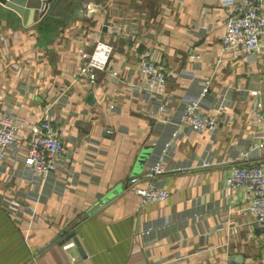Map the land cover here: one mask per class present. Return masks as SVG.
I'll use <instances>...</instances> for the list:
<instances>
[{
	"label": "crops",
	"instance_id": "1",
	"mask_svg": "<svg viewBox=\"0 0 264 264\" xmlns=\"http://www.w3.org/2000/svg\"><path fill=\"white\" fill-rule=\"evenodd\" d=\"M81 1L77 12L78 0H53L43 15L0 2V112L25 122L24 142L0 168V264H264L250 193L225 183L235 164L264 166L255 146L264 131V37L252 54L224 50L231 8L222 0ZM97 39L113 45L109 67L119 76H78L80 53ZM145 49L173 94L172 109L158 115L165 121L149 115L154 104L135 88ZM188 98L223 119L212 131L182 127L166 146ZM46 112L67 155L55 172L33 174L20 158L29 125ZM241 151L249 157L237 158ZM158 159L169 195L140 206L130 178Z\"/></svg>",
	"mask_w": 264,
	"mask_h": 264
},
{
	"label": "built area",
	"instance_id": "2",
	"mask_svg": "<svg viewBox=\"0 0 264 264\" xmlns=\"http://www.w3.org/2000/svg\"><path fill=\"white\" fill-rule=\"evenodd\" d=\"M222 1L231 8L226 17L225 33L221 39L222 48L243 50L251 54L258 51L261 38L264 37V0ZM87 8H91V4H88ZM114 30L122 34L126 32V26L114 25ZM127 30L131 35L137 32L135 26ZM113 52L114 47L110 42L97 39L90 52L80 53L82 63L78 76L94 81L98 70H109L113 77L119 76L118 70L109 67ZM138 71L141 80L135 88L148 102L154 104L149 115L165 121V118H160L158 115L172 109L173 98V94L165 90L166 70L152 58L151 52L145 49L140 53ZM208 84L209 80H206L201 94L205 93ZM48 113L29 125L25 152L20 158L24 168L33 174L48 175L55 172L67 155L64 136L55 119ZM177 119L179 127L173 131L172 139L166 143V146L170 147L174 144L180 135V128L187 126L198 132L212 131L217 128L223 116L219 112H201L199 98H188ZM24 125L25 122L12 111L0 112V168L10 153L17 152L24 142L20 133ZM258 134L259 140L255 142V146L264 149V131ZM249 155V152L241 151L237 158L249 157ZM167 170L166 163L158 159L149 164L142 176L135 175L130 178L134 192L140 196V206L162 201L168 197L169 189L159 181V176ZM225 183L231 190L249 191L251 198L249 210L254 216L255 224L264 230V166L258 163L235 164L227 174ZM177 259L157 260L152 264H173ZM224 264H229V261Z\"/></svg>",
	"mask_w": 264,
	"mask_h": 264
},
{
	"label": "water",
	"instance_id": "3",
	"mask_svg": "<svg viewBox=\"0 0 264 264\" xmlns=\"http://www.w3.org/2000/svg\"><path fill=\"white\" fill-rule=\"evenodd\" d=\"M51 1H53V0H0V2L5 3L7 6H9L10 8H13L14 10H16L20 14H25L27 9L28 10H30V9H34V10L42 9V12L40 13L41 15H43L46 12V10H48V7H49V4ZM82 4H83V2L81 0H78L77 9H76L77 12H79L81 10ZM106 23H108V22H106ZM68 238H72L74 240V242L79 247L82 254L86 253L75 232H72L68 236Z\"/></svg>",
	"mask_w": 264,
	"mask_h": 264
}]
</instances>
